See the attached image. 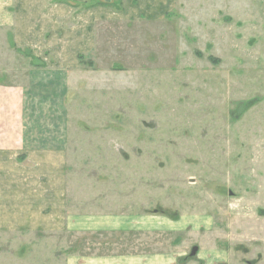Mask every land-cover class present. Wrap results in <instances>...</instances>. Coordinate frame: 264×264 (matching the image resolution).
<instances>
[{
	"label": "rangeland",
	"instance_id": "374dc122",
	"mask_svg": "<svg viewBox=\"0 0 264 264\" xmlns=\"http://www.w3.org/2000/svg\"><path fill=\"white\" fill-rule=\"evenodd\" d=\"M130 2L86 6L112 14L93 22L92 51L68 78L66 213L204 220L198 242L220 264H264V0H171L127 18ZM10 38L0 20L2 74L36 55L13 52ZM126 221L124 232H0V264L132 252L143 233Z\"/></svg>",
	"mask_w": 264,
	"mask_h": 264
},
{
	"label": "crops",
	"instance_id": "0c3cea01",
	"mask_svg": "<svg viewBox=\"0 0 264 264\" xmlns=\"http://www.w3.org/2000/svg\"><path fill=\"white\" fill-rule=\"evenodd\" d=\"M93 0H0V20L10 32L12 51L34 57L24 64L0 71V232L121 231L135 234L132 252L87 254L69 264H220L224 254L204 245V220H158L125 214L106 216L93 211L66 213L64 174L66 136L65 96L68 78L77 69L79 55L93 47V22L112 14L100 7L87 8ZM102 1V0H101ZM131 2L133 0H130ZM137 12H165L171 0H138ZM129 3L128 9L134 4ZM143 4V5H142ZM140 6V7H139ZM154 15H150V14ZM125 15V14H124ZM145 15V14H144ZM8 34V33H7ZM5 34V35H7ZM13 51V52H14ZM35 58V59H34ZM15 76L17 82H3ZM14 78V77H13ZM92 209H90L91 211ZM68 212V211H67ZM188 228L191 231H186ZM172 233L154 242L151 233ZM41 233V232H40ZM147 233L150 236H146ZM123 234V233H122ZM182 234V235H179ZM178 236L180 238H178ZM196 239L192 241V237ZM145 238V239H144ZM197 243L187 251V246ZM155 244L160 247L155 249Z\"/></svg>",
	"mask_w": 264,
	"mask_h": 264
},
{
	"label": "trees",
	"instance_id": "16d2710c",
	"mask_svg": "<svg viewBox=\"0 0 264 264\" xmlns=\"http://www.w3.org/2000/svg\"><path fill=\"white\" fill-rule=\"evenodd\" d=\"M79 58H81V56H79Z\"/></svg>",
	"mask_w": 264,
	"mask_h": 264
}]
</instances>
